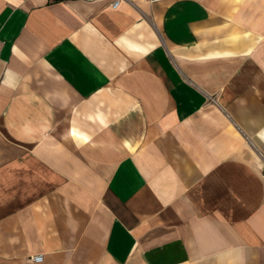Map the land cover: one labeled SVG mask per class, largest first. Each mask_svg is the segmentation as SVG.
<instances>
[{"label":"crops","instance_id":"0c3cea01","mask_svg":"<svg viewBox=\"0 0 264 264\" xmlns=\"http://www.w3.org/2000/svg\"><path fill=\"white\" fill-rule=\"evenodd\" d=\"M111 2L0 0V264H264V45Z\"/></svg>","mask_w":264,"mask_h":264},{"label":"rangeland","instance_id":"374dc122","mask_svg":"<svg viewBox=\"0 0 264 264\" xmlns=\"http://www.w3.org/2000/svg\"><path fill=\"white\" fill-rule=\"evenodd\" d=\"M213 7L217 14H225L228 19L225 22V28L232 35V42H252L258 41V44L262 43L264 45V0H207ZM78 148L71 149V162L72 170L75 167L81 166V154L83 151ZM248 156H258L261 155L260 161L262 166L259 167L261 171L262 179L264 180L263 170H264V149L261 148H251L247 147ZM78 174V173H77ZM72 175L71 185L72 189H78L85 193L84 197L81 195L78 198L80 201L77 204H83L84 200L89 203H94V205H89L86 208L89 210L88 214L92 211L97 215H102V210L104 209L103 202L104 199H108L105 195L101 184L95 181L94 187L90 192L87 190L86 180L77 179L78 175ZM92 183V182H91ZM90 183V184H91ZM90 186V185H89ZM93 186V185H92ZM92 192L94 194H92ZM87 194V195H86ZM82 198H85L84 200ZM82 199V200H81Z\"/></svg>","mask_w":264,"mask_h":264},{"label":"built area","instance_id":"2783aa9c","mask_svg":"<svg viewBox=\"0 0 264 264\" xmlns=\"http://www.w3.org/2000/svg\"><path fill=\"white\" fill-rule=\"evenodd\" d=\"M122 1H135V0H112L111 6L115 7L119 2H122ZM145 1H148L149 3H159V2H164L167 0H145ZM263 176H264V170H263ZM31 259L33 261H41L42 256L41 255H34L33 257H31Z\"/></svg>","mask_w":264,"mask_h":264},{"label":"bare ground","instance_id":"6f19581e","mask_svg":"<svg viewBox=\"0 0 264 264\" xmlns=\"http://www.w3.org/2000/svg\"><path fill=\"white\" fill-rule=\"evenodd\" d=\"M72 133L73 136L75 137H80V140L83 142H86L88 140V136L85 134H80V132L78 130H75L74 128H72ZM263 138H264V133L262 134Z\"/></svg>","mask_w":264,"mask_h":264}]
</instances>
